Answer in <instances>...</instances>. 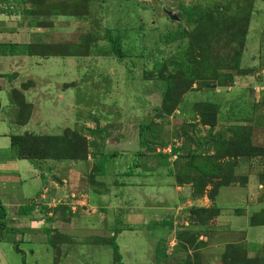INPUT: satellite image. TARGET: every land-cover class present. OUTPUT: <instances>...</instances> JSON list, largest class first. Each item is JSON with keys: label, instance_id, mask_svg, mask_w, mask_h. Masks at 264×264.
Segmentation results:
<instances>
[{"label": "rangeland", "instance_id": "obj_1", "mask_svg": "<svg viewBox=\"0 0 264 264\" xmlns=\"http://www.w3.org/2000/svg\"><path fill=\"white\" fill-rule=\"evenodd\" d=\"M26 1L23 9H10L11 17L2 26L21 21L28 25L36 12L47 19L43 26L52 21L55 44L61 46H38L39 53L65 52L71 48L69 43L79 47H72L75 52L70 53L84 55L71 59L68 79L48 81L58 88L49 98V91H43L45 82L36 88L39 95L32 92L28 98L37 108L36 117L56 125L70 111L58 103L59 92L64 93V97L60 94L62 102L68 98L73 104L75 100L80 105L76 110L79 118L74 128L62 125L69 131L61 138L59 149L66 152L82 145L84 149L86 141L88 158L87 162L62 160L66 163L44 177L53 183L43 191V198L25 205L21 202V207H14L18 215L8 209L18 219L0 232V264H115L112 248L97 245L94 239L115 238L117 221L124 228L123 236L115 238H120L122 264L129 262L123 246L133 240L143 245L140 257L151 258L138 264H151L156 256L158 264H195L199 253L186 259L172 249L176 241L186 246L201 233L207 237L205 242L216 246L239 241L241 235L229 232L236 229L233 225L226 229L222 222L207 231L196 224L198 229L186 225L185 217L196 219L198 212L190 209L187 215V204L180 198L188 192L182 189L185 184L191 186L193 196L208 199L220 186L218 201L227 202L228 189L221 185L231 174L239 180L235 183L252 176L251 181L260 186V199H264V0ZM182 7L204 15L189 16ZM116 47L121 56L115 53ZM61 59L51 58L54 63ZM6 75L15 74L8 70ZM243 77H250L251 82H244ZM69 80L75 81L62 91V82ZM12 82L5 78L8 86ZM33 85L27 81L19 87L11 85L10 93L0 90V98L9 101L10 97L21 107L15 118L18 125L28 113L21 92ZM141 124L148 129L139 148ZM223 140L231 144L238 140L260 151L248 160L229 156L216 160L215 154L225 152V146H219ZM43 148L54 152L58 145L42 143ZM168 149L177 153L176 159ZM40 161L30 162L36 165ZM99 161L103 170L94 172L90 180L93 163ZM164 176L170 177L167 183ZM31 204L26 211L24 207ZM164 208V216L160 220L157 216L159 221L154 223ZM200 215L203 220L209 218ZM255 216L253 221H264L263 210ZM172 241L174 245L169 246ZM234 242L226 243L223 251L233 264H264L263 249ZM262 242L260 236L258 243ZM249 250L260 255L251 257Z\"/></svg>", "mask_w": 264, "mask_h": 264}, {"label": "crops", "instance_id": "obj_2", "mask_svg": "<svg viewBox=\"0 0 264 264\" xmlns=\"http://www.w3.org/2000/svg\"><path fill=\"white\" fill-rule=\"evenodd\" d=\"M27 4L28 2L26 0H0V90H6L10 93L9 90L11 85L19 87L22 85V82H34L33 89H25L21 92L24 102L31 107V112L28 116L29 119L22 125H18L15 121L17 113L19 114V112L21 111L20 107L16 106L10 100V97L9 101H11V103L8 100L5 101L0 98V205L3 206L6 211L7 226L14 223V221H16L14 219H18L14 218L17 217L15 215L19 214V212H14V207H21V205H19L21 202L24 203V205L28 202L31 203V201L32 203L36 202L37 199L40 198V196L43 198V191L45 192L47 190V187H49V185L53 183L51 178V180H49L44 177H46L48 174L53 175L54 171L57 169L56 167L63 163H66L65 161L61 162L53 159H44L34 165L27 159L17 158L16 156H14V152L13 154L11 152V150H13L11 145V137L22 135L26 132L33 135H38L34 131H37L43 135L59 136L64 132V126L62 125L67 124L68 126H66V128L69 127V124L73 126V128L75 127L76 119L79 118V115L76 114V110L78 109V107H80V105L77 106L75 100L73 104L70 103L67 98L69 95L66 96L67 100L65 102H62L64 99L60 98V94H63L64 97V93L59 92L58 99L60 102L58 103H60L64 107H70L68 117H64L61 119L64 122L61 123L60 121V123L57 125L50 124L49 120H43L42 118L36 117L37 108L35 107L34 103H31V98H28L30 93L35 92L36 96L39 95L40 91L36 92V88L39 85V82H45L43 91H49V96H47V98H49L51 93H53V90H56L58 88L52 86L51 84H47L48 81L53 80L56 82V79H52L54 77L63 78L62 81L68 79L70 75L68 72L71 59L74 60L76 56L84 55H75L74 53H70L69 49H67V53H45L47 55L39 53L37 51L38 46H50L57 48H61V46L58 43L55 44V38L57 34H55L56 28L52 27V21H48L49 23H51V25L43 26L45 24L43 20L47 21V19L43 18L42 16H38L39 14H36V12L32 15L34 16V18L31 20V22L28 23V25H23V21H21L17 23L18 25L15 23L14 25L2 26L6 23V19L9 16L11 17L12 10L10 9H12L13 6H16L17 8H19V10H21ZM18 6H20L21 8ZM67 11H69V8L67 9ZM29 14L30 13H28V15ZM63 31H66V29ZM66 44L71 48L77 47V45L75 44ZM9 45H16L18 47L29 45L33 48H36L34 49L35 51H32V53L25 52V54H22L18 51L11 52L9 47H7ZM52 57H62L64 59L58 60L54 63L53 60H51ZM37 66L41 67L42 70H37ZM62 68L66 69L63 70ZM8 70L13 72L15 75L7 76L6 74ZM5 78H9L10 80H12V84L8 86V84L5 83ZM243 80H245L244 82H248V84L251 82L250 77H243ZM74 81L75 80H69L68 83L62 82L63 85L61 90L64 91L65 87H69ZM4 86H7V88ZM235 87H237V89L240 91V86L236 85ZM44 101L46 102V99H44ZM9 115L14 117L13 120H10V118L8 117ZM137 145L139 146V142L137 143ZM169 178L170 177L164 176L163 181L167 183L169 181ZM251 178L252 176L247 177L245 183L242 186L223 187L222 189H228V192L225 195L227 196V202L223 203L220 200L218 201V196H221V191L218 192V195L216 196L214 201H211L206 196H193V189L191 188V186L189 184L183 185L182 189H186L188 192L182 194V198L180 199H184V204H187V206L183 205L185 207V213L187 215H190L189 209L192 207H216L220 211L218 214H216V216H214V218L210 220L209 224L207 225V230H211L213 227L220 225L223 222V227H225L226 229L229 225H233V227L236 229L229 232H233L236 235H241V239L236 242L225 241L222 242V244H220L219 246H216L213 243L209 244L205 242L203 239H207V237L202 236L203 233H201L202 235L199 234V238V235H197V241L191 242V244L188 243L186 244V246H182L180 242L176 241L175 246L180 245L182 246V249L179 250L178 248H174V246L172 252L174 254H183L186 259H188L192 254L196 255L199 253L200 257L196 262H194L195 264H222V255L224 253L223 251H225L224 246L226 243L230 244L234 242L236 244L243 245L246 248L249 246H254L259 248V250H264V242H262L261 244L258 243V238L260 236L264 237V225L250 224V217H252V215L257 212L264 210V199H260L261 192L259 193V191L257 190V187L260 186L256 187L257 184H254L251 181ZM15 189L19 190L18 194H14L13 190ZM32 190H35V196L32 195ZM117 196L119 197V195ZM16 198L19 199V203L9 202L10 200H16ZM230 206H232L233 209H229L228 207ZM24 208L29 207H27L26 205V207ZM8 209H11L12 213L15 215H9ZM29 210L30 208L26 211ZM164 210L165 208L163 210H159L156 218L153 219L154 223H157L160 219H162L164 215L161 213H165ZM253 211L256 212L253 213ZM149 216H151V213H148V217ZM157 216H160L159 220L157 219ZM172 220L174 221V218H172ZM162 223L165 224V222ZM184 223L186 225L189 224V226H192L195 221L185 217ZM114 225L117 226V228L120 229L121 232L123 231L124 228L119 227L120 222L117 221V224ZM259 228H261V230H259ZM204 230L207 231L206 229ZM120 234L121 233H119V235ZM121 236H123V234H121ZM116 242L120 252V238ZM173 245L174 242L172 241L169 246ZM192 245L193 247L192 249H190ZM126 246H123V248L127 253L125 257L129 260L127 264H138L143 260L151 261L150 256L140 257L139 249L140 247L143 248L142 244H139L135 242V240H133ZM3 247L4 245L2 246V248ZM104 247L106 248L107 246ZM184 247H186L187 249H185ZM250 250L248 254L251 257L253 254L260 255ZM134 253H137L139 255ZM151 264H158L155 257Z\"/></svg>", "mask_w": 264, "mask_h": 264}, {"label": "trees", "instance_id": "obj_3", "mask_svg": "<svg viewBox=\"0 0 264 264\" xmlns=\"http://www.w3.org/2000/svg\"><path fill=\"white\" fill-rule=\"evenodd\" d=\"M182 9L185 12H187L189 14V16H192L193 14H196L197 16L202 18L203 15H204V13L202 15L201 12H193V11L190 12V8L182 7ZM189 21H191V18H189ZM238 33H239V31H238ZM227 34L231 35L229 32H227ZM7 47H9L11 52L18 51V52H20L22 54H25V52L32 53V51H35L34 49L36 48V47L33 48V47L29 46V45L28 46H21V47H18L16 45H9ZM46 47L48 48L50 46H46ZM74 49L70 48L69 50L75 52ZM76 49H79V47H76ZM117 49H118V47H116V49H115L116 52L115 53L117 54V56H121L120 51L117 50ZM64 53H67V51H65ZM45 55H47V54H45ZM75 55H83V54L76 53ZM26 106L28 107L27 117L23 118V121L21 122V124L26 123L28 121V119H29L28 116H29V113L31 111V107L28 104H26ZM20 110H21V107H20ZM146 129H148V125L147 124L146 125H144V124L140 125V130H139V133L137 135L138 136L137 140L139 141V148L143 147L144 138H146V136H145L146 135ZM67 131H69V130H65L59 136H36V135H31V134H28V133H24L22 135L12 136L11 137V145H12L13 150L16 152V157L17 158L27 159V160H29V161H31L33 163H34V161L36 159H40V160L53 159V160H56V161L73 160V161H76V162H87L88 153H87V150H86V141L85 140H84L85 141L84 142L85 143L84 149H82L83 145L81 146V148H77V150L71 148L69 151H66V152L62 151L61 148L59 149L61 138L64 137L67 134ZM69 133H72V132H69ZM75 138H78V137H75ZM55 142L57 143L58 148H56L54 150V152L53 151L52 152H47L44 148L41 149L42 143H47L49 145L50 143L54 144ZM78 142L80 143L81 141H78ZM222 144L225 146V152L223 154H221V153L215 154L216 160H220L221 158L227 157V156H229V158L236 157V158H242L244 160H248L249 156L256 155L257 152L260 151L259 149L254 148V147H252L249 144H246V145L242 144L238 140L237 141H233L232 144H231V141L227 142V141L223 140L222 142H220L219 146H221ZM172 153L177 158V153L175 151H173ZM94 156L95 155L93 154L92 157H94ZM93 164H94L93 165L94 170H93L92 173L89 174V179L90 180H92L95 177L94 172H96L98 174V173H100L103 170V165H104L103 162H100V161L96 162V163L94 162ZM228 179H231V180L229 182H225ZM245 180H246V178H245ZM245 180H244V182L235 183V182H237L239 180L234 175L227 174V177L224 180L225 183L223 182V185H221V187L222 186L223 187L242 186L245 183ZM230 184H232V185H230ZM219 187H217L215 190L210 192L212 199H209V200L214 201V199L218 195ZM196 193L198 194L197 191H196ZM32 205L33 204H31L29 206L30 209L33 207ZM29 208H24V209L28 210ZM190 209H189L190 211H195L196 210L198 212L197 218L196 219L191 218V219L195 221L194 224H196V225L201 227L200 228L201 231H205L204 230L205 228H206V230L208 229V226H207L208 223L220 211L216 207H211V208H195V207H192ZM53 211L57 212L58 208L57 209H53ZM200 213L208 214L207 216H209V218H206L205 220H203L201 218ZM253 219L255 221L257 219L255 214H253L252 217H250V224L251 225H264V221L263 220H261V222H255V221H253ZM6 226H7L6 211H5V208L0 205V232L1 233L6 230ZM193 226H195V225H193ZM113 229H115L114 237L117 238L116 235L121 233V230L118 229L117 226H115V225H114ZM195 229H198L197 226H195ZM115 238H109V239L95 238L94 239V243L97 244V245H104V246H108V247L112 248L115 264H122L121 260H120L119 247L117 245V242H116ZM156 251H158V249ZM155 258L157 260L159 259L157 256ZM222 264H233V262L231 261V257L229 256L228 252H226L222 256Z\"/></svg>", "mask_w": 264, "mask_h": 264}, {"label": "built area", "instance_id": "obj_4", "mask_svg": "<svg viewBox=\"0 0 264 264\" xmlns=\"http://www.w3.org/2000/svg\"><path fill=\"white\" fill-rule=\"evenodd\" d=\"M167 152H168V153H172V149H168ZM172 154H173V153H172ZM173 158H176V157L174 156V154H173Z\"/></svg>", "mask_w": 264, "mask_h": 264}]
</instances>
